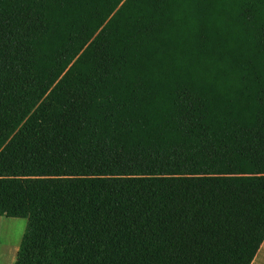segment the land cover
Segmentation results:
<instances>
[{"label": "trees", "instance_id": "1", "mask_svg": "<svg viewBox=\"0 0 264 264\" xmlns=\"http://www.w3.org/2000/svg\"><path fill=\"white\" fill-rule=\"evenodd\" d=\"M0 217L13 264H250L264 0H0Z\"/></svg>", "mask_w": 264, "mask_h": 264}, {"label": "rangeland", "instance_id": "2", "mask_svg": "<svg viewBox=\"0 0 264 264\" xmlns=\"http://www.w3.org/2000/svg\"><path fill=\"white\" fill-rule=\"evenodd\" d=\"M25 226L26 219L0 217V264L14 263Z\"/></svg>", "mask_w": 264, "mask_h": 264}, {"label": "crops", "instance_id": "3", "mask_svg": "<svg viewBox=\"0 0 264 264\" xmlns=\"http://www.w3.org/2000/svg\"><path fill=\"white\" fill-rule=\"evenodd\" d=\"M250 264H264V239Z\"/></svg>", "mask_w": 264, "mask_h": 264}, {"label": "bare ground", "instance_id": "4", "mask_svg": "<svg viewBox=\"0 0 264 264\" xmlns=\"http://www.w3.org/2000/svg\"><path fill=\"white\" fill-rule=\"evenodd\" d=\"M9 250H10V249H7L8 252H9ZM8 252H7V253H8Z\"/></svg>", "mask_w": 264, "mask_h": 264}]
</instances>
